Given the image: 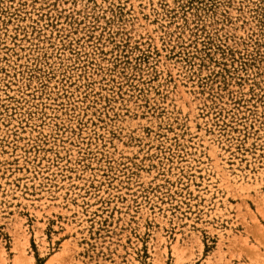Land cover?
Here are the masks:
<instances>
[{"label": "rangeland", "instance_id": "obj_1", "mask_svg": "<svg viewBox=\"0 0 264 264\" xmlns=\"http://www.w3.org/2000/svg\"><path fill=\"white\" fill-rule=\"evenodd\" d=\"M0 264H264V0H0Z\"/></svg>", "mask_w": 264, "mask_h": 264}]
</instances>
